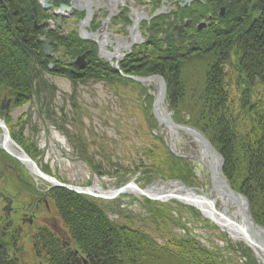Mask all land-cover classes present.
<instances>
[{
	"label": "trees",
	"instance_id": "16d2710c",
	"mask_svg": "<svg viewBox=\"0 0 264 264\" xmlns=\"http://www.w3.org/2000/svg\"><path fill=\"white\" fill-rule=\"evenodd\" d=\"M151 1L153 12L160 1ZM50 2L58 8L62 0ZM220 7L225 8V14L219 17ZM33 9L40 15L37 0H0V84L9 88L16 98L15 108L33 99L45 110L51 108L57 91L44 79L41 74L44 70L66 77L74 85L95 80L138 90L148 128L157 129L151 108L154 98L150 91L154 87H144L123 76H162L167 86L166 103L171 117L178 125L194 127L208 138L224 160V178L233 191L249 201L253 221L264 229V95L258 92L264 93V0H200L183 8L177 5L166 16L156 17L148 26L147 23L142 25L148 38L118 63L120 73L97 57V46L80 39L76 30L67 35L57 31L37 32L30 17ZM75 15L78 19L84 17ZM188 19L190 23L177 40L173 27ZM118 20L128 24L125 13L115 22ZM201 21H208L207 28L198 31ZM93 26L98 27L97 23ZM43 35L51 39L56 51L62 50L61 58L70 62L58 60L48 70V60L44 64L40 60L42 42L38 37ZM82 54L86 55V60L83 70H79L74 67V60ZM35 58L39 59L38 66ZM229 82L235 83L239 98L231 93ZM60 116L66 117L63 109ZM76 135L75 139L70 137V143L75 152L85 154L84 157L78 155L92 167L86 157L88 146ZM11 136L30 158L36 157L35 146L29 144L22 133L18 136L15 133L18 138L12 133ZM0 155L15 161L1 150ZM45 173L50 174L47 170ZM127 173L137 176L136 183L142 188L150 185L156 176L162 180H178L188 186H192L195 179L189 162L168 151L153 161L151 169L139 168ZM122 178L118 185L126 181ZM51 194L72 243L65 246L49 229L41 231L34 246L36 253L45 254L47 264H68L70 252L86 254L94 261L108 264L113 260L118 264H219L210 251L187 234L185 239H176L179 248L176 253L160 246L144 232L110 221L102 207L90 197L61 188ZM144 205L152 218L171 221L167 213L171 210L169 206L146 199ZM176 208L182 210L184 207L176 204ZM187 209L196 218L201 217L198 211ZM24 237L25 233L18 238L11 222L1 212L0 264L18 263L17 257L8 254H15L19 239ZM238 247L240 255L247 259L246 264H257L248 248L243 244Z\"/></svg>",
	"mask_w": 264,
	"mask_h": 264
},
{
	"label": "rangeland",
	"instance_id": "374dc122",
	"mask_svg": "<svg viewBox=\"0 0 264 264\" xmlns=\"http://www.w3.org/2000/svg\"><path fill=\"white\" fill-rule=\"evenodd\" d=\"M137 1L139 2L130 1L133 9L138 10L145 7L146 11L149 12V7L145 5L148 3V0ZM159 1L161 3V0ZM37 2L40 15L37 12V16L34 19L31 18L34 29L36 28L34 24L37 27L41 24H47V26L53 27L52 30L57 32L60 30L61 35H67L71 30L78 31L79 24L78 22L76 23L75 17L59 15L56 18L52 15L51 10H44L39 0ZM169 2H172V0H169ZM173 3L176 4H173L175 7L173 9L172 5L171 9L175 10L180 0H176V2L173 0ZM221 8L224 7H220V11L217 14L219 17L224 16L221 14ZM106 16L107 14L105 13V16H102V18L104 19ZM208 21L204 22L208 24ZM92 24L93 22L91 21L89 28L85 29L87 33L95 32ZM47 26H42L44 28L41 30L46 32ZM113 29L120 32L117 28ZM41 30L37 29L36 31ZM139 31L144 35L142 25ZM118 35L122 34L118 33ZM142 38L144 37L142 36ZM43 44L41 45V55L43 54ZM50 47L53 48V52L49 58L50 60L46 59L48 60L46 62L48 63V70L52 69L58 60L70 62L67 58H61L60 54L62 50L56 51L55 45L51 40ZM50 65L51 68L49 69ZM41 74L57 91L51 108L45 110L36 101H31L12 113L13 116L11 115L12 119L9 120L8 125L11 126V123L20 118L19 122L23 123L22 129L25 131V134H22V136L29 144L35 146L37 153L33 160L43 172L47 170L51 176L75 187L88 188L100 186L104 191H109L120 187L118 183L120 180H123L122 177L126 180L124 183L130 182V180H135L134 182L136 183L134 176L127 172L139 170V168L151 169L153 161L157 157H161L163 152L165 153L166 151L167 153L168 151L171 155L182 161H188L191 165L195 179L192 186L189 187L200 189L205 193L208 192L209 174L198 160L195 159V157H198L199 150L197 147L190 139L183 135H178L171 141L170 133L165 128L157 127V129L149 130L148 121L143 109L144 103L139 97L138 90L136 91L129 86H120L117 83L106 84L95 80L74 85L63 76L48 74L44 70H42ZM229 83L232 86L231 93L236 98H239L235 83ZM152 87H154V90H151L150 93L154 98L157 87L154 84H152ZM258 92L264 95L262 91L259 90ZM73 94L74 97L71 98ZM45 95L48 96V92ZM61 109L66 113V117L63 119L60 116ZM236 109H239L238 105ZM11 128H14L13 130L15 131V126H11ZM76 134L88 146L86 157L93 165L92 167L88 164L86 165L80 159L79 155L84 157L85 154L80 151L75 152L70 143V137L75 139ZM0 157L2 158L3 156L1 155ZM14 168L15 170H12L14 183L9 192H13L12 197L15 195V192H18L17 190H28L29 188H32L30 190H34L33 186L36 185V182L31 178L27 168L17 162ZM1 171H3L2 166L0 167ZM115 172L117 173L114 174ZM15 174L21 175L25 179V182H21L20 184L17 181L18 179L14 177ZM157 179L159 177H154L152 182L160 186L161 184L156 181ZM93 200L102 207L110 221L119 225H127L142 233L144 232L160 246L171 248L176 253L179 251L176 239H185L187 234L194 237V242L199 246L210 251L219 264H246L247 262L246 257L240 255L238 242L234 241L220 229L213 228L210 224L207 225L199 222L197 220L198 217L191 219L186 211L172 209L174 206L173 202L156 203L171 208L170 211H167L171 220L169 222V220L167 221L162 217L152 218V216H149L143 198L139 199L132 195H122L120 198L111 199L110 201L102 199ZM51 204L53 215L49 218H54L61 231L68 235L64 228L63 220H61L57 213L58 209L55 202ZM1 206L2 204L0 203V208ZM42 219L43 214L39 215L35 220L36 223L33 227L24 231L26 237L22 240L19 239V245L15 254H8L11 257L18 258L17 264H47L44 258L45 254L36 253L35 247L25 242L27 240L28 242H32V244L35 243L34 241L36 237L41 235V231L50 228L47 223L46 226L44 224L41 225L43 223ZM201 219L206 220L202 215ZM179 224H182L183 227L179 226ZM251 253L253 254V252ZM254 258L256 263L260 264L256 255H254Z\"/></svg>",
	"mask_w": 264,
	"mask_h": 264
},
{
	"label": "water",
	"instance_id": "95a60500",
	"mask_svg": "<svg viewBox=\"0 0 264 264\" xmlns=\"http://www.w3.org/2000/svg\"><path fill=\"white\" fill-rule=\"evenodd\" d=\"M49 0H43L42 6L45 10L52 8L53 5L48 3ZM184 5L190 4L195 0H180ZM198 1V0H197ZM176 2V0H175ZM170 7V3L167 0H162V5L159 11L155 13L152 17H146V21H150L155 18L157 15L165 14L166 10ZM95 5L92 3V0H63L60 8L55 11V15H64L71 13V11L84 12L85 19L81 21L78 29V36L83 40L93 41L96 46L99 47V54L102 57H107L108 60H116L113 65L116 70L120 71L117 66V62L122 60L125 57L124 55H109L106 56L103 52V42H100L99 39L104 37V40L109 42L107 33H102L99 35L98 32L87 33L85 29L89 28V23L93 17ZM33 15L31 16L34 19L36 15L35 10H33ZM221 14L224 15V8H221ZM111 16L107 17L106 21L109 22ZM139 19L134 21V25L129 29V38L126 41L124 51L130 52L136 44L134 41V36L138 33ZM189 21L183 25L174 27V31L177 32V39L180 37L184 31V28L188 25ZM102 25V24H101ZM36 27V24H34ZM206 27L205 23L199 24L198 31ZM39 27H36L38 29ZM102 29V28H101ZM50 41L44 40L43 53L48 55V52L52 49L49 47ZM117 45V50L120 49V41L115 39ZM116 51V50H115ZM85 55L79 57L74 65L78 69H82L85 64ZM128 79L134 81L135 83H140L142 85H148L154 83L157 87L155 94V99L152 104V115L156 119L159 126L164 127L169 132H173L176 135H185L188 139L194 143V145L199 150V157L196 159L199 161L204 170L208 171L209 174V190L208 192H203L200 189L191 188L185 183L178 180L173 181H162L158 180L162 185V189H168L163 195L149 194L146 191L147 188H140L137 184L134 183V180L120 186L119 189L102 191L97 194L93 191V187L83 188L75 187L70 184H62L56 178L50 177L46 174H43L41 169L37 167L36 163L32 161L22 149L17 147L14 142L8 136V132L5 131L6 142L2 145V149L11 157L15 158L18 162L24 165L25 168L29 171L31 176L46 181L50 186L49 188H63L67 189L75 194L85 195L93 197L96 199H102L110 201L111 199L119 198L120 195L132 194L136 197H144L149 201L155 202H177L182 205H186L197 210L206 220L208 219L212 224H214L218 229L220 228L225 234H228L234 241L244 244L254 255L259 259L260 255L264 254V229L259 227L252 219L250 212L249 201L246 198L238 194L237 192L231 189V186L223 176V167L224 160L221 158L220 154L216 149H213L208 138L205 137L198 129L192 128L187 125H178L175 123L174 119L171 117L169 110L166 104V94L167 86L165 80L162 76H147V78H139L126 76ZM125 77V78H126ZM219 203V204H218ZM231 203L232 206L237 210L238 215L236 218L232 213L228 212V204Z\"/></svg>",
	"mask_w": 264,
	"mask_h": 264
},
{
	"label": "flooded vegetation",
	"instance_id": "af4514ba",
	"mask_svg": "<svg viewBox=\"0 0 264 264\" xmlns=\"http://www.w3.org/2000/svg\"><path fill=\"white\" fill-rule=\"evenodd\" d=\"M130 1L139 2L137 0H125L126 6L121 4L120 8H115L112 12L111 19L109 22L111 26L113 25L111 23L114 19H116L123 13H125L126 15L127 12H131L135 9L131 7L132 4ZM170 6L172 5L170 4ZM172 7L174 9L175 6L173 5ZM136 20H138V18H136ZM44 25L45 24L40 25V30L44 28L42 27ZM38 38L39 41L43 42L42 36H39ZM50 56L51 54L49 56H43L42 54L40 57L41 63L44 64L46 62V59H49ZM35 60H37V58H35ZM35 64L36 66L39 65V59L35 61ZM9 91V88L0 84V150H2L1 146L4 145V143L6 142L5 131H8V135L11 138V133L14 136L15 133L17 136L21 133L25 134V131L22 130V127L24 125L22 122H19L20 118L10 124L12 127L15 126V131L17 132H13L12 130L14 128H11V126L8 125L9 120L12 119V113L18 110V108L14 107V105H16L15 103L17 102V100L12 96V93ZM33 101L34 100H32V102ZM17 136H15V138H18ZM15 161H13L12 159L9 160L7 158L0 157V162L2 163H0V167H3V171L0 172V203L2 204L0 208L1 212H5L4 210L8 211V213L5 212V215L7 216L8 222H11L12 226L14 227L18 238L19 236L20 238L24 236V231L33 227V225H35L36 223L35 220L39 217V215L43 214V219L41 220L43 223H41V225L44 224V226H46L47 223L50 226V228L48 229L55 233L56 239L60 242H63V245L70 246L72 241L70 240L69 234L67 235L63 231H61L60 227H58V225L56 224V220L54 218H49L51 215H53L51 203L54 202V199L53 195L51 194L53 190L48 187V184H46L45 181L43 182L41 179H38L35 176H31V178H33L36 182V185L33 186L34 190H30L32 188H29L28 190H17L18 192H15V195L13 197V192L9 193L14 183L12 179V170H15L14 167H16L17 162ZM14 177L18 179L17 181H19L20 184L21 182H25V179L22 178L21 175L15 174ZM57 213L60 216L58 210ZM36 240L34 242H36ZM25 242L35 247L34 245L36 243L32 244V242H28L27 240ZM99 262L100 261H94L93 258H90L86 254L80 253V255H77V252H74V254L70 252L69 257L67 258L68 264H108L107 262ZM112 264L118 263L117 261L113 260Z\"/></svg>",
	"mask_w": 264,
	"mask_h": 264
},
{
	"label": "bare ground",
	"instance_id": "6f19581e",
	"mask_svg": "<svg viewBox=\"0 0 264 264\" xmlns=\"http://www.w3.org/2000/svg\"><path fill=\"white\" fill-rule=\"evenodd\" d=\"M113 2H119V3H122V2H120V0H116V1H114L113 0ZM148 23L150 24L151 23V21H148ZM140 35V34H139ZM139 35H135L134 36V41H139ZM170 133V140L172 141L173 140V138L175 139L178 135H176L175 133H173V132H169ZM102 188L100 187V186H96V187H94L93 188V191L95 192V193H97V194H99V193H101L102 192ZM168 189H162V186H158V185H154V184H152V186L146 191L147 193H149V194H155V195H163V194H165L166 192H168L167 191ZM228 208L229 209H227L228 210V212L230 213H232V216L234 215V217L236 218V216L238 215V212H237V210L232 206V204L231 203H229L228 204ZM237 219V218H236ZM259 262H260V264H264V254L263 255H260L259 256Z\"/></svg>",
	"mask_w": 264,
	"mask_h": 264
},
{
	"label": "crops",
	"instance_id": "0c3cea01",
	"mask_svg": "<svg viewBox=\"0 0 264 264\" xmlns=\"http://www.w3.org/2000/svg\"><path fill=\"white\" fill-rule=\"evenodd\" d=\"M110 49V51L112 50V47H108Z\"/></svg>",
	"mask_w": 264,
	"mask_h": 264
}]
</instances>
